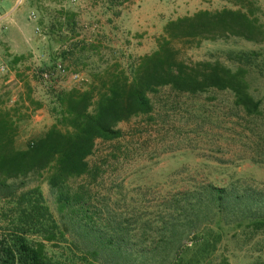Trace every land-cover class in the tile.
Instances as JSON below:
<instances>
[{
	"label": "rangeland",
	"instance_id": "rangeland-1",
	"mask_svg": "<svg viewBox=\"0 0 264 264\" xmlns=\"http://www.w3.org/2000/svg\"><path fill=\"white\" fill-rule=\"evenodd\" d=\"M257 2L264 23V0ZM224 7L234 6L223 0H0V105L19 109L17 146L25 147L54 123L57 92L85 88L107 69L131 72L139 57L153 52L169 21L162 25L160 14L178 18ZM231 51L264 53V43L203 40L187 47L184 56L235 67ZM60 67L65 72L57 73L53 82L38 75ZM76 73L79 79H73ZM247 78L250 92L262 101L258 115L235 106L225 92L196 97L165 89L155 98L152 114L119 125L125 132L121 139L97 141L90 161L100 167V175L93 182L79 178L72 186L82 187L95 227L105 239L117 240L114 228L123 224L133 246L146 250V264H160L153 248L170 212L177 209L174 213L188 224L180 243L184 248L195 241V226L210 223L185 212L197 199H207L209 187L264 197V56ZM29 186L41 189L53 221L65 231L63 237L46 241L51 264H107L106 252L93 253L100 245L98 231L77 229L68 212L60 211L43 177L32 176ZM16 207L0 201V239L13 229ZM40 234L27 236L39 239ZM233 236L224 237L218 255L227 256L231 264L264 258V232L251 235L241 228Z\"/></svg>",
	"mask_w": 264,
	"mask_h": 264
},
{
	"label": "trees",
	"instance_id": "trees-1",
	"mask_svg": "<svg viewBox=\"0 0 264 264\" xmlns=\"http://www.w3.org/2000/svg\"><path fill=\"white\" fill-rule=\"evenodd\" d=\"M223 1L234 7L202 9L169 20L157 48L139 57L131 72L107 69L96 74L85 88L57 92L52 110L54 123L25 147L16 144L19 109L0 105V201L16 203L18 214L13 229L0 239V264H51L46 241L65 234L53 221L41 189L29 186L32 176L48 182L60 211L68 212L77 229L88 233L96 229L82 187L74 188L72 182L83 177L92 182L97 179L100 167L90 161L97 141L121 139L125 132L119 125L152 114L154 100L163 90L196 97L225 92L247 114L261 113L262 101L250 92L247 74L263 52H229L235 67L220 60L193 61L184 56L187 47L203 40L242 38L264 43L257 0ZM208 193L207 199L199 198L185 209L187 216L196 217V221L202 217L210 221L203 227L202 223L195 226L197 237L192 245L181 246L188 224L174 213L177 209L169 213L165 231L153 248V258H158L160 264H231L227 256L218 255L225 236H236L241 228L247 234H263L264 197L260 193L236 194L214 186ZM114 229L117 240L105 239L96 229L95 239L100 245L93 253L99 256L100 250L106 252L107 264H146V250L133 246L128 231H124L126 226L119 224ZM28 233L43 236L35 239ZM253 264H264V258H257Z\"/></svg>",
	"mask_w": 264,
	"mask_h": 264
},
{
	"label": "built area",
	"instance_id": "built-area-1",
	"mask_svg": "<svg viewBox=\"0 0 264 264\" xmlns=\"http://www.w3.org/2000/svg\"><path fill=\"white\" fill-rule=\"evenodd\" d=\"M65 70L63 68L55 69V68H50V69H45L41 70L38 72V75L40 78L45 81V82H53L55 80V77L57 73H64ZM73 79H79V74H73Z\"/></svg>",
	"mask_w": 264,
	"mask_h": 264
},
{
	"label": "crops",
	"instance_id": "crops-1",
	"mask_svg": "<svg viewBox=\"0 0 264 264\" xmlns=\"http://www.w3.org/2000/svg\"><path fill=\"white\" fill-rule=\"evenodd\" d=\"M183 9H184V7H183ZM185 14H187V13H185ZM159 18L161 19V21H160L161 24L164 25L168 20L175 19L176 16H172V15L164 16V15L160 14Z\"/></svg>",
	"mask_w": 264,
	"mask_h": 264
}]
</instances>
